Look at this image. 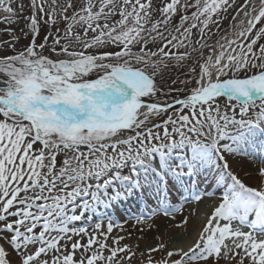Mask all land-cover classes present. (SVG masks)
<instances>
[{
  "label": "snow or ice",
  "instance_id": "6c2138e0",
  "mask_svg": "<svg viewBox=\"0 0 264 264\" xmlns=\"http://www.w3.org/2000/svg\"><path fill=\"white\" fill-rule=\"evenodd\" d=\"M0 12V264H129L124 236L107 244L110 218L91 233L73 222L142 181L175 187L185 164L216 167L222 198L187 250L158 238L141 264H264V183L246 184L226 156L264 136V0H0ZM174 67L187 79L172 85L195 83L160 99L184 90L158 84Z\"/></svg>",
  "mask_w": 264,
  "mask_h": 264
},
{
  "label": "bare ground",
  "instance_id": "6f19581e",
  "mask_svg": "<svg viewBox=\"0 0 264 264\" xmlns=\"http://www.w3.org/2000/svg\"><path fill=\"white\" fill-rule=\"evenodd\" d=\"M233 133H229L231 136ZM229 143L235 147L234 142L231 139L225 138L222 143ZM179 150H190L191 149H179ZM192 153V152H191ZM229 164L231 166V171L234 172L240 179H242L246 184L252 187H258L264 180L259 175L258 168L262 167L261 163L264 164V136L260 135L257 132L253 137L248 139L247 144L242 145V150L236 152L235 154L227 153L226 154ZM184 155H177V153H173L172 159L174 160L175 164L179 165ZM156 159H159L158 154L156 155ZM217 163H222L217 158ZM131 166V165H129ZM208 165H205L203 168L200 169L199 174L191 173L187 170V165L181 166V178L179 180H175V189L176 193L179 194L175 196L176 199H180L182 192L185 191L183 189V185L190 179H192L195 183H206V186L215 190L214 195L217 198L219 203L220 199L223 195V188H224V181L217 182L213 179V177L217 176L218 169L213 167L211 171H206ZM124 174H128V168L123 170ZM143 175V173H141ZM198 180V182H197ZM119 183V182H115ZM143 188H135L132 192L123 195L120 197L118 201H114L113 203L122 204L117 205L121 209L120 215L123 218L122 223V231L126 235L131 234V236L135 237L134 241L140 242L142 245L145 246V254L147 253V249L149 247H155L159 243L158 238H162L166 243H168L169 247L176 246V247H183L185 250L192 243H194L197 232L206 224L207 218H203L199 210H205L210 200H206L207 202H199L196 205H192L191 202H188L184 207L175 205L170 206H161L160 210L155 212V215L152 217V222L147 223L145 225L137 224L131 218L133 214L127 215L125 209L133 208V213L138 214L140 217L141 215L149 216L150 212L156 210L157 205L160 203V200L150 199L149 194H147V200L142 199L148 191H155L157 186L156 181H151L150 183L147 181H142ZM228 183H231L228 180ZM156 184V186H155ZM171 186L168 184V181L164 178H161L160 184L157 186V189L161 192V196L165 191L170 190ZM116 189H114L115 191ZM181 190V191H180ZM150 195L154 196L153 193ZM203 200V197L201 201ZM215 206H212L207 212V216H210L212 210ZM110 208V207H108ZM107 208V209H108ZM118 208V209H119ZM174 208H179V211H175L173 215L165 216V211L171 212ZM89 216H92V213H88ZM101 215V212H96L93 217H97ZM137 215V216H138ZM198 215L197 217H195ZM112 217V214H110ZM183 218L188 219V224L186 226L177 227V225L181 224ZM153 256V255H152ZM164 256L160 255L158 260L163 258ZM154 258V256H153ZM174 259L177 257H173ZM146 259V255L144 257ZM140 264V262H139ZM223 264V261L221 262Z\"/></svg>",
  "mask_w": 264,
  "mask_h": 264
},
{
  "label": "rangeland",
  "instance_id": "374dc122",
  "mask_svg": "<svg viewBox=\"0 0 264 264\" xmlns=\"http://www.w3.org/2000/svg\"><path fill=\"white\" fill-rule=\"evenodd\" d=\"M241 2H242V0H241ZM3 15L4 14L2 12H0V16H3ZM5 27L6 26L2 22H0V38H3V39H7V34L3 31ZM11 27H15V25H12ZM26 42L27 41H22V43H26ZM260 42L264 43V40H261ZM186 74H187V68L174 67V68H169L163 74V78L158 77L157 78L158 84L160 85V87L163 88V90L165 92L168 91L169 87H172V88H183L184 89L183 91H180V92L173 91V92L170 93L169 97L161 96L160 99L182 98L183 96H185L187 94L188 90L194 85L195 82L194 81L190 82L187 85V88H185L183 85H180L179 83H177L175 85H172L171 81L173 79H177L178 77L180 79H187V75ZM219 102H220L222 107L224 106L225 103H227L225 98H220ZM177 107H179V106H177ZM185 111L187 112L188 110L185 109ZM155 122H157V121L154 120L153 123H155ZM177 139H179V137H177ZM185 149H190V148L186 147ZM174 153H177V155H181L182 154V155L185 156L184 158L191 157V155H192L190 150H179V149H176V150H174ZM62 160H63L62 156L58 157V165H59L60 162H62ZM129 165H131V162H129ZM261 166L264 167V164L261 163ZM137 168H139V166H137ZM230 168H231V166H230ZM78 199H80V198H78ZM83 199H89V197H83ZM97 212L103 213V216L99 215L96 218L94 217L90 221L89 220L86 221L85 223H83L81 221L73 222L72 226H74L76 228H79V227L88 228L89 232L91 233V231L94 228V223L97 222L98 219H102L104 221V230L106 231L107 220L110 218L114 222V224L119 225L120 227H114L112 234L108 238L107 244L110 247L115 246V245H113V237L124 236L125 239L120 242V246H123L124 244L132 245L133 246V250L136 252V256L131 261H129V264H139V262L141 264V261L144 260V257H141L140 253L141 252L145 253V246L142 245L138 241H134L135 240L134 236L126 235L124 233V231H122V229H120L122 225L117 223L111 216H107V214L109 215V208L107 209L103 205H99ZM195 217H197V215ZM12 219H15V218L13 217ZM143 221L148 222L149 220L147 218H143ZM89 222H91L92 224L86 226L85 224L89 223ZM142 225H145V224H142ZM246 229H248V228H245L244 230L247 231ZM40 230H41V228L38 226L37 229H35L34 231L38 233ZM22 231H23V229H22ZM76 239H80V237L74 236L72 242H75ZM72 242H70L69 245H68L69 250H71V243ZM81 242L82 243H86L87 242V238H84L83 240H81ZM0 243H3V241H0ZM60 243L63 245L65 243V241L61 240ZM137 245H138V247H136ZM5 246H6V248L8 247L7 245H5ZM8 250L10 252V259L12 261H14V262L18 261L19 257L17 256V254L15 252H13L10 248ZM105 255H108L107 250H105ZM152 255L154 256V258H153L154 260H158V257L160 255L164 256L165 253L157 251V252L152 253ZM78 256H79V253H77V257Z\"/></svg>",
  "mask_w": 264,
  "mask_h": 264
}]
</instances>
